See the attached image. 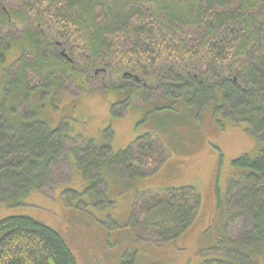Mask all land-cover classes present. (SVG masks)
<instances>
[{"label":"trees","instance_id":"trees-1","mask_svg":"<svg viewBox=\"0 0 264 264\" xmlns=\"http://www.w3.org/2000/svg\"><path fill=\"white\" fill-rule=\"evenodd\" d=\"M5 1L17 9L0 0V65L5 48L20 53L0 98V203L16 206L53 183L66 125L52 129L38 111L47 103L57 112L66 87L84 90L97 74L98 87L116 97L111 118L122 119L140 101L144 119L155 118L169 145L146 133L118 153L76 146L83 180L94 186L110 174L123 182L153 175L181 139L180 124L191 127L205 109L219 126L244 124L258 153L231 162L227 224L215 248L221 256L202 264H263L264 0ZM200 208L192 187L147 191L135 196L128 226L134 240L163 245L179 239ZM233 222L241 224L235 239L227 235ZM0 264L76 263L53 230L10 216L0 219Z\"/></svg>","mask_w":264,"mask_h":264},{"label":"rangeland","instance_id":"rangeland-1","mask_svg":"<svg viewBox=\"0 0 264 264\" xmlns=\"http://www.w3.org/2000/svg\"><path fill=\"white\" fill-rule=\"evenodd\" d=\"M4 2L8 11H16V6ZM5 50L4 64L0 65V98L7 67L15 69L20 53L13 45ZM96 75L92 76L95 81L88 80L84 90L73 84L66 87L55 99L57 112H52L47 103L38 111L40 119L52 129L66 125L64 155L53 168V183L40 192H31L16 206L0 203V219L23 216L50 228L64 241L76 264H202L221 256L215 248L227 224L224 209L229 182L234 177L231 162L242 155L255 156L258 142L247 133L244 124L225 120L219 126L212 111L205 109L191 127L180 124L181 139L174 142L175 146L167 147L165 163L156 173L128 182L110 174L107 184L90 186L75 168L76 146L90 142L95 147L108 145L113 153H118L146 133L164 145L169 139L154 127L155 118L148 115L144 119L140 101L122 119L111 118L116 97L98 87ZM166 125L171 127L173 122ZM182 187H192L201 198L193 225L179 239L163 245L134 240L128 219L135 196ZM240 225L233 222L228 228L231 239L237 236Z\"/></svg>","mask_w":264,"mask_h":264},{"label":"bare ground","instance_id":"bare-ground-1","mask_svg":"<svg viewBox=\"0 0 264 264\" xmlns=\"http://www.w3.org/2000/svg\"><path fill=\"white\" fill-rule=\"evenodd\" d=\"M7 203V202H6ZM159 207V206H158ZM220 244V243H219ZM251 246V245H250Z\"/></svg>","mask_w":264,"mask_h":264},{"label":"crops","instance_id":"crops-1","mask_svg":"<svg viewBox=\"0 0 264 264\" xmlns=\"http://www.w3.org/2000/svg\"><path fill=\"white\" fill-rule=\"evenodd\" d=\"M109 175H107V177H108ZM118 178V177H117Z\"/></svg>","mask_w":264,"mask_h":264}]
</instances>
